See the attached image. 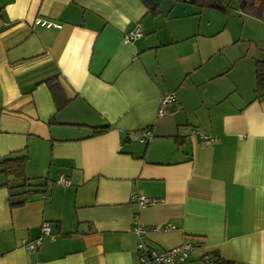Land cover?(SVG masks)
Here are the masks:
<instances>
[{
    "label": "crops",
    "instance_id": "obj_1",
    "mask_svg": "<svg viewBox=\"0 0 264 264\" xmlns=\"http://www.w3.org/2000/svg\"><path fill=\"white\" fill-rule=\"evenodd\" d=\"M170 1L0 0V161L25 153L31 185L0 173V264H138L134 217L173 227L153 248L193 244L180 264H264V15Z\"/></svg>",
    "mask_w": 264,
    "mask_h": 264
},
{
    "label": "built area",
    "instance_id": "obj_2",
    "mask_svg": "<svg viewBox=\"0 0 264 264\" xmlns=\"http://www.w3.org/2000/svg\"><path fill=\"white\" fill-rule=\"evenodd\" d=\"M188 1V0H186ZM35 24H38L43 27H50L55 26L59 27L58 25H53L52 23L36 19ZM142 37L141 28L138 25H134L132 28L128 29L125 33H123L122 40L124 43H130ZM175 103V97L173 94H167L163 96L160 100L159 108H158V115L162 116L166 113L168 108L173 107ZM149 134L147 132H142L141 141H147L149 139ZM213 137H204V143L210 144L213 142ZM58 185L62 186H69V181L63 176L57 180ZM131 199L135 200L137 205L140 208L146 207L151 203L155 202V200H149L144 196L134 194L131 196ZM171 226H164V227H154L147 229L143 227L141 224L138 223L137 218L134 217L132 221L131 231L135 238L137 239L136 242V253H137V263L138 264H180L188 260L189 255L193 249V244L189 241H186L180 245L171 247L169 249H156L149 245H147L144 241L146 233L150 231H161V230H169L172 229ZM41 235L52 237L51 235V227L48 222H43L40 227ZM41 245V239L37 238L32 241H24L23 247L27 250H31L35 252ZM210 263V262H208Z\"/></svg>",
    "mask_w": 264,
    "mask_h": 264
},
{
    "label": "trees",
    "instance_id": "obj_3",
    "mask_svg": "<svg viewBox=\"0 0 264 264\" xmlns=\"http://www.w3.org/2000/svg\"><path fill=\"white\" fill-rule=\"evenodd\" d=\"M197 5L199 8L216 9L222 12H228L230 6L228 3L233 2L235 9L241 14L249 15L252 17L260 18L264 15V0H225L226 2H219L215 0H183ZM50 91L56 107L59 109L63 107L68 100L60 96L61 90L57 84H51ZM254 96L258 98L264 96V61H256L255 63V89ZM108 126L94 128L93 135L104 133L108 130ZM27 160L25 153L17 156L9 157L0 161V173L4 174L7 178V183L13 181L17 183L18 188L28 190L29 179L24 174V166ZM26 193V191L24 192ZM22 195V194H21ZM25 199L11 205H21ZM203 261L207 264H235L221 259L217 253H210L203 257ZM210 262V263H208Z\"/></svg>",
    "mask_w": 264,
    "mask_h": 264
},
{
    "label": "rangeland",
    "instance_id": "obj_4",
    "mask_svg": "<svg viewBox=\"0 0 264 264\" xmlns=\"http://www.w3.org/2000/svg\"><path fill=\"white\" fill-rule=\"evenodd\" d=\"M157 2H159V3H158V4H159V8H161L162 6H166L167 3H170L171 1H170V0H157ZM178 3L184 5V3L181 2L180 0H179ZM232 3H233V2H232Z\"/></svg>",
    "mask_w": 264,
    "mask_h": 264
}]
</instances>
